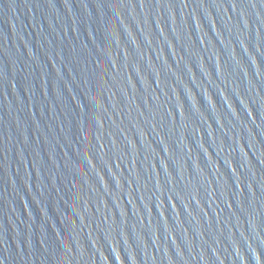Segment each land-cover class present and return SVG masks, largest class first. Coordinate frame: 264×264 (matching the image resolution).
<instances>
[{"label": "water", "instance_id": "95a60500", "mask_svg": "<svg viewBox=\"0 0 264 264\" xmlns=\"http://www.w3.org/2000/svg\"><path fill=\"white\" fill-rule=\"evenodd\" d=\"M0 264H264V0H0Z\"/></svg>", "mask_w": 264, "mask_h": 264}]
</instances>
